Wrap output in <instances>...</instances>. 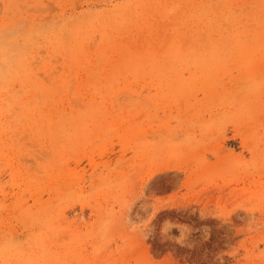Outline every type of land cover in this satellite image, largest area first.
Listing matches in <instances>:
<instances>
[{
	"label": "rangeland",
	"instance_id": "rangeland-1",
	"mask_svg": "<svg viewBox=\"0 0 264 264\" xmlns=\"http://www.w3.org/2000/svg\"><path fill=\"white\" fill-rule=\"evenodd\" d=\"M0 65V264H264V0H0Z\"/></svg>",
	"mask_w": 264,
	"mask_h": 264
},
{
	"label": "bare ground",
	"instance_id": "bare-ground-1",
	"mask_svg": "<svg viewBox=\"0 0 264 264\" xmlns=\"http://www.w3.org/2000/svg\"><path fill=\"white\" fill-rule=\"evenodd\" d=\"M169 1H173V0H169ZM175 1H176V0H175ZM29 3H30V2H29ZM145 3H146V2H145ZM173 3H174V2H173ZM173 3H172V5H173ZM176 4H177V2H176ZM188 4H189V3H188ZM20 5H21V4H20ZM177 6H178V5H177ZM187 6H188V5H187ZM33 7H34V6H33ZM168 7H169V6H168ZM181 7H183V4H182ZM132 8H133V7H132ZM168 9H169V8H168ZM174 10H175V8H174ZM171 11H172V10H171ZM169 14H170V13H169ZM225 14H227V13H225ZM218 16H219V15H218ZM164 17H165V16H164ZM166 17H167V16H166ZM168 18H169V17H168ZM171 18H172V17H171ZM187 18H188V17H187ZM222 18H223V16H222ZM222 18H220V19H222ZM188 20H189V19H188ZM216 20H217V19H216ZM125 22H126V21H125ZM185 22H186V21H185ZM185 22H184V23H185ZM168 23H169V22H168ZM66 24H67V23H66ZM165 24H166V23H165ZM214 24H217V22L214 23ZM127 25H128V24H127ZM127 25H126V26H127ZM129 25H130V24H129ZM162 25H163V24H162ZM207 25H208V24H207ZM223 25H224V24H223ZM225 25H226V24H225ZM71 26H72V25H71ZM108 26H109V25H108ZM124 26H125V25H124ZM130 26H131V25H130ZM159 26H160V25H159ZM173 26H174V25H173ZM214 26H215V25H214ZM227 26H228V25H227ZM69 27H70V26H69ZM132 27H133V26H132ZM160 27H161V26H160ZM164 27H165V26H164ZM210 27H211V26H210ZM224 27H225V26H224ZM88 28H89V27H88ZM106 28H107V27H106ZM108 28H109V27H108ZM212 28H213V27H212ZM214 28H216V27H214ZM94 29H95V28H94ZM121 29H122V28H121ZM123 29H124V28H123ZM163 29H164V28H163ZM221 29H222V28H221ZM73 30H75V29H73ZM109 30H110V29H109ZM111 30H113V27H112ZM222 30H223V29H222ZM228 30H229V29H228ZM86 31H87V30H86ZM115 31H116V29H115ZM122 31H123V30H122ZM219 31H221V30L219 29ZM219 31H218V32H219ZM97 32H98V31H97ZM99 32H100V31H99ZM111 32H112V31H111ZM158 32H159V31H158ZM162 32H163V31H162ZM209 32H210V30H209ZM212 32L214 33L215 31H212ZM222 32H223V31H222ZM37 33H38V32H37ZM213 33H212V34H213ZM224 33H226V31H225ZM230 33H231V32H230ZM85 34H87V33H85ZM90 34H92V33H90ZM129 34H130V33H129ZM218 34H219V33H218ZM220 34H221V33H220ZM66 35H70V36H71V34H66ZM158 35H159V33H158ZM168 35H169V34H168ZM202 35H203V37H204V34H203V33H202ZM228 35H229V34H228ZM151 36H152V35H151ZM68 37H69V36H68ZM68 37H67V38H68ZM71 37H72V36H71ZM172 37L174 38L175 35H174V36L172 35ZM224 37H225V36H224ZM226 37H227V36H226ZM229 37H230V36H229ZM236 37H237V36H236ZM69 38H70V37H69ZM127 38H128V37H127ZM127 38H126V39H127ZM130 38H131V37H130ZM173 38H172V39H173ZM222 39H223V37H222ZM187 40H188V39H187ZM187 40H186V41H187ZM203 40H204V39H203ZM204 41H205V40H204ZM128 42H129V40H128ZM187 42H189V41H187ZM215 42H217V41H215ZM236 42H237V39H236ZM18 43H19V42H18ZM122 43H123V42H122ZM126 43H127V42H126ZM232 43H233V42H232ZM238 43H240V42H238ZM84 44H85V43H84ZM107 44H108V43H107ZM109 44H110V43H109ZM130 44H131V43H130ZM163 44H164V43H163ZM177 44H178V43H177ZM182 44H183V43H182ZM188 44H189V43H187V45H188ZM78 45H79V44H78ZM111 45H112V44H111ZM164 45H165V44H164ZM179 45H181V43H180ZM183 46H184V44H183ZM11 47H12V46H11ZM178 47H179V46H178ZM186 47H187V46H186ZM186 47H185V48H186ZM235 47H236V45H235ZM76 48H77V47H76ZM89 48H90V47H89ZM91 48H93V47L91 46ZM151 48H152V47H151ZM182 48H183V47H182V45H181V48L179 47V51L183 53V50H181ZM205 48H206V47H205ZM205 48H204V49H205ZM77 49H78V48H77ZM86 49H87V48H86ZM132 49H133V48H132ZM220 49H221V48H220ZM222 49H223V48H222ZM234 49H235V48H234ZM87 50H88V49H87ZM77 51H78V50H77ZM99 51H100V50H99ZM159 51H160V49H159ZM199 51H200V50H199ZM199 51H198V49H197V53H198ZM203 51H204V50H203ZM203 51H202V52H203ZM235 51H236V50H235ZM161 52H162V51H161ZM186 52H187V51H186ZM186 52H185V49H184V55H185ZM204 52H205V51H204ZM219 52H220V51H219ZM221 52H222V51H221ZM197 53H196V54H197ZM199 53H200V52H199ZM215 53H216V52H215ZM178 54H179V53H178ZM194 54H195V53H194ZM213 54H214V53H213ZM220 54H221V53H220ZM197 55H198V54H197ZM226 55H227V54H226ZM178 56H180V55H178ZM182 56H183V55H182ZM192 56H193V55H192ZM192 56H191V57H192ZM205 56H207V55H205ZM176 57H177V56H176ZM184 57H185V56H184ZM186 57H187V56H186ZM207 57H208V56H207ZM211 57H212V56H211ZM211 57H210V58H211ZM221 57H222V56H221ZM97 58H98V57H97ZM129 58H130V57H129ZM138 58H139V57H138ZM177 58H178V57H177ZM177 58H176V59H177ZM182 58H183V57H181V59H182ZM188 58H189V57H188ZM193 58H194V56H193ZM203 58H205V57L203 56ZM215 58H216V57H215ZM246 58H247V56H246V57H242V60H245ZM10 59H11V58H10ZM197 59H198V58H197ZM197 59H196V60H197ZM216 59H217V58H216ZM219 59H220V58H219ZM100 60H101V59H100ZM100 60H99V61H100ZM189 60H190V59H189ZM206 60H208V59H206ZM213 60H214V59H213ZM217 60H218V59H217ZM11 61H12V60H11ZM97 61H98V59H97ZM178 61L180 62V60H178ZM185 61H186V59H185ZM191 61H192V60H191ZM214 61H215V60H214ZM221 61H222V60H221ZM129 62H130V61H129ZM144 62L146 63V61H144ZM181 62H184V61L181 60ZM181 62H180V64H181ZM203 62H204V60H203ZM212 62H213V61H212ZM130 63H131V62H130ZM136 63H137V62H136ZM136 63H134V64H136ZM204 63H205V62H204ZM9 64H10V63H9ZM12 64H13V63H12ZM126 64H127V63H126ZM139 64H140V63H139ZM139 64H138V65H139ZM180 64H179V65H180ZM138 65H137V66H138ZM0 66H1V65H0ZM134 66H135V65H134ZM137 66H136V67H137ZM141 66H142V65H141ZM143 66H144V65H143ZM165 66H166V65H165ZM167 66H168V65H167ZM167 66H166V67H167ZM217 66H220V65L217 64ZM127 67H128V66H127ZM138 67H140V66H138ZM169 67H170V66H169ZM169 67H168V68H169ZM168 68H166V70H167ZM1 69H2V68H1ZM7 70H8V69H7ZM15 70H16V69H15ZM27 70H28V69H27ZM170 70H171V68H170ZM177 70H178V69H177ZM211 70H212V69H211ZM211 70H210V71H211ZM140 71H141V69H140ZM172 71H173V70H172ZM207 71H208V70H207ZM4 72H5V71H4ZM165 72H166V71H165ZM168 72H169V71H168ZM2 73H3V72H2ZM175 73H176V72H175ZM0 74H1V72H0ZM18 74H19V73H18ZM164 74H165V73H164ZM172 75H173V73H172ZM174 75H175V74H174ZM167 77H168V76H167ZM171 79H173V78H171ZM207 79H208V78H207ZM208 80H209V79H208ZM208 80H207L205 83H207ZM172 81H173V80H172ZM173 82H175V81H173ZM185 82H186V81H185ZM182 83H183V82H182ZM209 83H210V82H209ZM185 84H186V83H185ZM24 88H25V87H24ZM15 92H16V91H15ZM18 93H19V92H18ZM16 101H17V100H16ZM18 102H19V101H18ZM66 118H68V117H66ZM237 132H240V131H237ZM242 133H243V132H242ZM242 133H241V134H242ZM238 134H239V133H238ZM242 135H243V134H242ZM244 135H245V134H244ZM234 137H235V136H234ZM234 137H233V138H234ZM240 137H241V136H240ZM243 137H244V136H243ZM240 140H241V139H240ZM241 141H242V140H241ZM243 146H245V145H243ZM251 148H253V147H251ZM253 149H254V148H253ZM255 153H256V152H255ZM253 154H254V153H253ZM256 154H257V153H256ZM152 179H153V178H152Z\"/></svg>",
	"mask_w": 264,
	"mask_h": 264
}]
</instances>
